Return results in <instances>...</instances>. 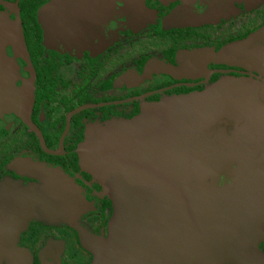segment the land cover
<instances>
[{"label": "flooded vegetation", "instance_id": "1", "mask_svg": "<svg viewBox=\"0 0 264 264\" xmlns=\"http://www.w3.org/2000/svg\"><path fill=\"white\" fill-rule=\"evenodd\" d=\"M79 1L69 0L65 7L97 39L90 46L86 37L81 51L43 41L40 11L54 6L55 0H0V42L7 34L3 18L19 23V14L22 24L26 56L12 38L3 46L15 68L16 85L21 89L34 83L30 111L19 106L21 98L14 110L0 108V179L40 187L49 177L48 169H60L89 204L71 224L49 226L29 220L17 241L10 234L17 225L6 221L0 232V264L97 261V249L109 240L115 200L104 179L89 168V162H82L90 125L128 124L144 113L146 103L203 93L224 77L251 79L264 86V73L226 65L231 60L224 55L225 49L237 44L231 58L238 62L246 50L240 49L242 43L264 46V0H146L149 13L137 26L143 30L134 35L126 29L119 42L112 40L128 26L122 24L125 20L98 19L96 29L88 21L93 15L89 11L98 13L101 0ZM185 60L189 65L182 67ZM60 110L64 113L54 118ZM85 156L88 161L89 155ZM223 183L224 177L220 186ZM260 248L264 253V242Z\"/></svg>", "mask_w": 264, "mask_h": 264}, {"label": "water", "instance_id": "2", "mask_svg": "<svg viewBox=\"0 0 264 264\" xmlns=\"http://www.w3.org/2000/svg\"><path fill=\"white\" fill-rule=\"evenodd\" d=\"M17 17L19 23L2 19L7 31L0 42L4 56L9 38L25 54ZM240 49L248 53L238 62L246 57L264 69V46L250 41ZM6 64L0 60V108L14 110L21 98L19 106L30 111L34 83L19 89L15 68ZM250 80L218 83L203 93L181 96L186 104L170 115L173 126L162 134L164 150L173 157L151 164L160 166L165 182L86 146L82 162H89L102 178H116L128 191L122 190L124 196L111 193L115 214L109 240L97 249L95 264H131L129 254L134 264H264L259 251L264 242V86ZM168 168L175 171L173 177L164 172ZM66 178L62 188L51 179L40 187L0 180V224L11 219L21 234L31 219L49 226L76 221L79 214L72 219L65 206L60 207L64 186L69 190L74 184Z\"/></svg>", "mask_w": 264, "mask_h": 264}, {"label": "rangeland", "instance_id": "3", "mask_svg": "<svg viewBox=\"0 0 264 264\" xmlns=\"http://www.w3.org/2000/svg\"><path fill=\"white\" fill-rule=\"evenodd\" d=\"M187 1L188 0H184L183 2ZM67 2H69V0H55L54 6L47 7L49 9L48 12H46L45 8L40 11L38 21L41 23V26L43 28V41H45L46 44L49 43V41L52 43L56 42L55 44L58 48L73 47L74 49H78L81 51L83 50V48H85L84 44L86 43L87 37V41L90 40V46H93L92 43L97 39H94L95 37L91 29L86 27L85 24H82L81 22L77 21V19L74 17V14H72L71 11L69 12V9L65 7V4ZM79 2L83 3V1L81 0ZM172 2H174V0ZM98 6L100 7L98 13L89 11L93 13V15H90V19L88 20L91 22V24H95L94 26L96 27V29H98L100 26L97 23L98 19L104 18L107 21L116 20L117 18L124 19L125 21H122V24H128V26L122 27V31L118 32L115 35L114 39L112 40L113 42H119L122 36V32L126 29L131 31V34L138 35L143 29L142 27L137 26L141 25L142 20L149 13L148 9L146 8V0H101ZM111 23L112 22H110L109 24ZM167 25L170 26V23H168ZM106 26L111 29L110 25L106 24ZM261 41L264 42V38H262ZM138 44H142V42H139ZM238 49V47L231 46L229 50H224V55L226 56V59L231 60V62L227 61L226 65L239 66L256 72L264 73V69L262 66L261 68L259 66H256L255 63L248 61L246 57H242L239 62L234 61L231 56L234 57ZM212 52L213 54L216 53V51ZM0 60L5 61L7 63V67L14 69L11 59L7 57L6 54L5 56L4 54H0ZM200 61L207 63L210 60ZM221 61L222 60H219L217 63H220ZM222 63H224V60L221 62V64ZM187 65H189V62L185 60L182 67H187ZM181 70L187 71V69L185 68ZM252 81L256 82L254 80H250V82ZM237 82L238 79L224 77V80H222V82L220 83L221 85H224V83L231 84ZM180 98L181 96H172L166 97L160 102L152 104L146 103L144 113L136 117L135 119L129 121V124H123L119 123L118 121H112L108 124H97L93 126L90 125L88 127L89 129L87 128L86 130V138L84 143L82 144L83 150L86 149V146H88V148L94 153L106 154L110 156L115 155L113 157L117 156L126 164L138 169H142L144 172L153 175L165 182L167 178L166 176L160 178V173L163 172L161 171L160 166H155L151 164L155 162V160L158 158H160V161H163L164 163L170 162L173 157L170 151L168 152V150H164L162 134L163 132L168 130V128H171L173 126L172 121L170 122V115L172 113H175L183 105L186 104V101H180ZM63 113L64 111L60 110L58 113L54 114V118H59ZM136 148H138V151ZM139 151L141 154L143 152L145 155H139ZM142 156H145L146 159L142 160ZM29 166L32 167L31 165ZM101 167L103 166H100V168ZM168 169L164 170V172L166 174H171V177H173V173H175V171L171 172V170ZM102 170L104 169H101V171ZM47 171L49 177L46 178V181L51 179V181L55 185L62 188L64 180L67 179L64 171L56 168H51ZM98 177L101 176L99 175ZM103 179L105 182L106 190L109 193L113 192V194L117 193L118 195L121 194L122 196H124L122 190L127 186L124 187L122 185L121 187H119V183L113 180L116 178H113L110 181L105 178ZM0 180L2 181V179ZM7 180L11 181V178ZM65 188L66 190L64 191V194L61 197L60 207L64 205L65 211H69L70 218L74 219L76 216H78V214L80 216L81 213H84L89 204L83 198V196L80 195V191L78 190V186L75 182L74 184H70V187H68L69 190L66 186H64V189ZM126 192L128 191L126 190ZM0 225L1 232L3 231V224ZM10 232L11 238L13 240L15 238V240L17 241L20 237V233L16 231V228L12 229V227ZM16 241L14 242L16 243ZM8 242H10V240H8ZM13 246L15 245H12V247ZM13 248L15 249V247ZM1 249L2 248L0 247V250ZM259 251L263 253L262 249L260 248V245ZM129 256L132 262L131 264H134L136 262L134 255L129 254ZM6 257H9V252L6 253Z\"/></svg>", "mask_w": 264, "mask_h": 264}]
</instances>
